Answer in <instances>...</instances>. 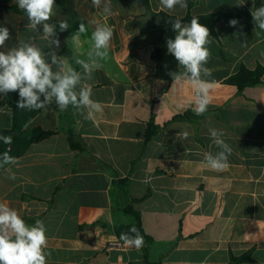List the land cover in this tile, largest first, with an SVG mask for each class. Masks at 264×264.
<instances>
[{"label": "crops", "instance_id": "crops-1", "mask_svg": "<svg viewBox=\"0 0 264 264\" xmlns=\"http://www.w3.org/2000/svg\"><path fill=\"white\" fill-rule=\"evenodd\" d=\"M188 2L186 8L169 11L160 0H148L155 13L177 18L219 13L239 21L236 27L223 20L214 26L205 65L211 76L204 77L212 82V102L191 121L173 120L195 114L191 85L154 77L157 21L139 2L111 0L113 14L105 17L103 6L94 7L92 0H55L50 22L57 30L58 21L86 28L78 40L73 38L78 31L67 33L69 24L58 30L63 43L56 54L64 58V70L70 64L82 71L75 61L89 60L97 23L111 26L113 37L107 58L98 60L92 79L83 82L102 111L89 118L87 110L69 106L61 111L55 102L40 109L24 130L55 134L29 146L17 163L0 171V202L29 225L43 221L47 264H230L231 258H243L234 264H264V74L260 84L240 93L224 83L241 66L264 67V31L255 28L251 16L254 0ZM0 6L18 7L16 0H0ZM27 23L26 13L0 11V26L11 35L0 51L32 35L50 62L52 48L42 39V29L31 33ZM151 117L158 131L144 143ZM10 126L11 110L0 96V131ZM209 128L223 130L232 148L223 170L205 162V153L219 151ZM69 135L81 151L70 149ZM118 192L126 204L139 200L133 208L152 239L149 244L120 245L114 227L134 221L122 213Z\"/></svg>", "mask_w": 264, "mask_h": 264}, {"label": "clouds", "instance_id": "clouds-1", "mask_svg": "<svg viewBox=\"0 0 264 264\" xmlns=\"http://www.w3.org/2000/svg\"><path fill=\"white\" fill-rule=\"evenodd\" d=\"M18 7L27 15L26 28L31 33L42 29V39L46 41L52 51L48 53L50 62L44 51L34 43V36L21 39L17 45L0 51V96L6 97L11 92H18L17 108L28 110L46 109L55 102L56 107L67 110L69 106L78 110H87L89 118L94 113L101 112V105L91 99V87L83 83L92 79L93 71L99 67L97 61L106 59L113 37L111 26L97 23L91 34L92 48L89 51V60L77 59L75 63L82 71H78L70 64L65 69L64 58L58 57L56 50L60 48L59 32L69 28L67 21L50 22L55 15V0H16ZM94 7H102L105 17L113 14L111 0H92ZM163 8L172 11L177 6L187 7V0H160ZM255 28L264 31V5L251 10ZM174 36L166 40L167 52L175 59L178 68L182 71H169L168 75L173 84H182L187 81L192 88L191 104L196 115H203L211 104L212 82L204 79L211 76L210 70L205 67L211 52L207 45L210 43V30L197 17H192L189 23L181 19L169 21ZM230 27H236L239 21L229 20ZM86 28L80 24L78 32L73 37L78 40ZM11 38L7 27L0 26V48ZM53 66H56L54 70ZM43 97V99H42ZM212 144L219 151L205 153L206 164L214 170H223L228 165V157L232 148L223 139V130L209 128ZM184 132L182 138L187 139ZM5 143H11L6 138ZM17 163L14 157L7 152L0 154V167ZM10 171V169H9ZM10 179H15L11 174ZM135 236L122 234L121 239L136 247L143 244L139 232L132 228ZM48 246L46 227L42 220H36L29 225L19 213L0 202V264H47Z\"/></svg>", "mask_w": 264, "mask_h": 264}, {"label": "trees", "instance_id": "trees-1", "mask_svg": "<svg viewBox=\"0 0 264 264\" xmlns=\"http://www.w3.org/2000/svg\"><path fill=\"white\" fill-rule=\"evenodd\" d=\"M139 2L145 9V11L152 15L157 21V41L153 53V59L155 63L154 67V77L160 80H163L166 83H171L172 79L168 75L169 71H181L178 69L177 62L175 59L167 52L166 40L174 36L172 32L170 20H175L177 17L168 15L164 12H152L149 7L148 0H134ZM188 5L189 2L187 3ZM264 5L260 0H254V9ZM0 11L4 12H13L16 14L25 13L16 6H0ZM192 17H197L199 21L208 27L212 37H215L214 26L219 20H223L228 23L230 19L234 18V15H225V14H207L199 16H190L189 14L185 15L181 19L183 23H189ZM68 24L71 26V30L68 31V34H74L79 30L80 22L68 21ZM264 74V67L258 65L253 70H248L245 67L241 66L238 71L224 80V83L234 87L237 92H241L244 88L253 87L260 84L261 78ZM154 99L153 102H156L160 95ZM7 103L8 108L11 110V126L8 130H3L0 135V154L7 152L9 156L14 157L15 159L19 158L24 154V152L33 144L40 143L44 140H47L55 133L53 131H43L40 128H33L29 131L24 130L26 122L34 117L39 110H28V109H19L17 108V101L19 100L18 92H11L6 97H4ZM201 115H195L191 112H186L182 115H178L173 118V120H185L191 121L199 119ZM158 127L154 124L153 117L147 123L146 130L144 133V143H148L157 133ZM11 138V143H5L6 138ZM70 149L74 151H81L82 146L75 142L72 135H69L67 138ZM9 165V164H8ZM0 167L2 171L6 166ZM123 183V182H121ZM120 183V184H121ZM139 202V200H132L130 203L124 205L121 208L123 214L131 216L133 218V224L130 225H116L114 227V233L118 240L121 239L122 234H128L129 236H135V233L131 232L130 229L135 228L139 235L143 238V244L145 246L149 244L152 239L144 232L139 212L133 208V204ZM31 225H34V221H28ZM243 259V258H242ZM242 259L231 258L230 264H234ZM245 259V258H244Z\"/></svg>", "mask_w": 264, "mask_h": 264}, {"label": "water", "instance_id": "water-1", "mask_svg": "<svg viewBox=\"0 0 264 264\" xmlns=\"http://www.w3.org/2000/svg\"><path fill=\"white\" fill-rule=\"evenodd\" d=\"M62 43H63V40H61V46L59 49H57L58 51H60L62 49ZM2 134V131H0V135ZM117 199H118V202H119V205L121 207H123L125 204H126V201H127V198L126 196L124 195V193L122 192H118L117 195H116Z\"/></svg>", "mask_w": 264, "mask_h": 264}, {"label": "built area", "instance_id": "built-area-1", "mask_svg": "<svg viewBox=\"0 0 264 264\" xmlns=\"http://www.w3.org/2000/svg\"><path fill=\"white\" fill-rule=\"evenodd\" d=\"M122 247L124 248H130V247H133V245H129L127 243H125L124 241L120 244Z\"/></svg>", "mask_w": 264, "mask_h": 264}]
</instances>
